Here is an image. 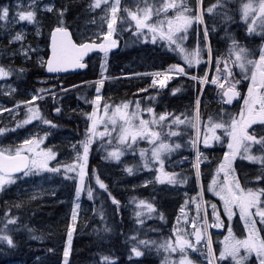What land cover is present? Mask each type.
Segmentation results:
<instances>
[{
  "label": "snow or ice",
  "instance_id": "obj_1",
  "mask_svg": "<svg viewBox=\"0 0 264 264\" xmlns=\"http://www.w3.org/2000/svg\"><path fill=\"white\" fill-rule=\"evenodd\" d=\"M231 24L242 29L240 38ZM221 32L225 51H214L212 36ZM0 33L6 38L0 43V90L12 100L11 106L0 103V114L9 117L0 127V196L16 187L12 201H0V252L35 242L47 254L60 252L56 264H72L74 234L89 211L97 243H111L116 226L109 222L106 201L111 202L112 217L120 216L123 207L101 178L99 164L105 163L129 176L146 171L143 187L166 185L177 193L183 185L191 183L192 188L183 191L174 222L160 211L155 196L130 197L135 227L119 232L125 250L119 256L99 254L97 264H143L151 254L159 264H264V0H15L0 4ZM125 36V47L150 42L178 61L153 71L121 69L114 76L111 57ZM190 37L194 43L186 44ZM93 57L99 64L96 79L65 85L60 74L88 69ZM33 70L37 82L47 86L22 89L19 82ZM174 77H188L195 99L183 112L169 111L166 105L157 111V96ZM121 79L150 82L134 85L131 97L117 101L105 96L106 83ZM81 86L94 90L91 98L77 95L91 110L78 104L66 113L63 97L79 93ZM207 88L214 96L206 102ZM180 91L172 88L169 94ZM21 93L23 98H17ZM44 107L57 117L83 121V131L68 141L66 154L45 143L60 124ZM39 125L47 128L3 143L18 129ZM215 145L221 146V154L209 155ZM173 154L180 159L170 163ZM127 155L133 163L123 159ZM238 159L249 162L252 170L238 168ZM182 165L187 169L174 170ZM53 181L56 187H44ZM65 188L70 212L57 245L56 233L37 229L25 213L35 215L31 203ZM206 193L215 202L206 200ZM83 197L92 202L90 209L82 207ZM153 217L171 225L166 236L148 235L158 228L144 231L145 221ZM212 229H223L222 239L214 241ZM35 261L45 264L39 255Z\"/></svg>",
  "mask_w": 264,
  "mask_h": 264
},
{
  "label": "trees",
  "instance_id": "obj_2",
  "mask_svg": "<svg viewBox=\"0 0 264 264\" xmlns=\"http://www.w3.org/2000/svg\"><path fill=\"white\" fill-rule=\"evenodd\" d=\"M207 2L208 0H206V3ZM230 28L232 32L237 36V38L241 37L242 29L238 27V24H231ZM222 35L223 33L221 32L219 35L214 34L212 36L214 51H225L226 45L225 41L221 39ZM126 39H128L127 36H125L124 39L120 41V50L116 53L115 56L111 57L109 71L114 76H120L121 69H135L136 71L141 72L153 71L159 68L162 64L166 67L167 64L175 63L178 61V58L175 56V54H165L164 49H161L158 46H154L150 42L147 44L130 43L127 47H125L124 41ZM191 43H194L192 37H190L189 41H186V44ZM93 65H95V67H93ZM202 70L203 69H201V71ZM213 70L214 69L211 68V71ZM34 71L35 70H33L28 75L26 80L19 82V84L30 87L38 86V84L31 79V77L37 78V75L33 74ZM98 73L99 64L97 59L95 62H92L91 60L89 68L85 71L77 73L75 75H69L68 77H61V79L64 81L65 85L80 84L81 81L95 80ZM147 83H149V81H132V83L130 84L127 80L121 79L120 81L107 82L103 91L106 96H110L118 101L126 94L131 97L132 94L136 93V87L134 85L139 84L141 86H145ZM172 88H180L181 91L176 93L175 96H172L169 94ZM92 92H94L93 89H88L81 86L79 89V93H77L76 91H72L66 94L63 97V106L66 105L64 106L65 112L71 114L68 106L75 104L76 101L80 102L83 107H87L86 105H84L82 100H77V95H89ZM139 95L143 97L145 94L139 93ZM154 95H156V93ZM195 95L196 92L194 84L189 81L188 77H174L171 81H169L168 87L161 90V95L157 96L156 110L161 111L163 110V106L166 105L169 111L176 110L177 112H183L185 111L186 107L190 105V102L195 99ZM212 96H214V92L211 88H207L204 95V100L207 102L212 98ZM49 103H51V101H49ZM44 110L45 114L48 115L49 118L59 122L65 128L67 127L69 129H73L77 133L80 132L81 128H83V121L78 120L75 116H73L72 119H68L67 116L57 117L56 114L52 113L49 108L44 107ZM182 155L187 156V150H183ZM123 159L126 162L129 161L128 159H125V157ZM179 159L180 157L178 155L173 154L170 159V163H175ZM98 162L99 156H96L95 159H93L92 163L96 165L98 164ZM181 167L187 169L188 166L182 165L180 167H176L174 170L179 172L181 170ZM99 170L102 173L101 178L104 179L105 183L109 185L113 195L116 196L117 199L121 200L123 211L120 216L112 217L111 202L106 201L108 205L107 212L109 216V222L115 223L116 232L111 239V243L106 242L104 245H99L97 243L96 235L92 231V225L95 224V221L91 219L92 213H88L85 221L78 226L79 230L74 234V251L70 257V259L72 260V264H97V262L99 261V254H107L109 251H111L115 255L119 256L124 252V237L120 236L119 232L121 231V229L124 232H129L131 228L135 227V218L133 215V209L135 208V205L128 204L130 197L135 196L137 198L148 199L150 195L155 196L156 203L160 211L164 212L165 216L171 220L175 216V207L179 202H182L183 195L178 194L176 191H170L168 189L163 190L161 185H155V187L151 185L148 187L141 186L135 189L128 187L126 184L131 180V176L123 173L120 168L114 165L100 163ZM204 180L206 181V179ZM183 188H188L187 191H191V183L188 185H184V187H182L181 189ZM206 200H208V197H206ZM0 201L2 200L0 199ZM96 202L97 205H99L101 203V200H97ZM0 203V209H4L3 203ZM29 208L35 211V215H31V212L26 211L25 219H28L30 217L32 224L35 225L37 223V218L45 214L46 211L51 210L52 206L41 207L29 205ZM168 226L169 224H164L159 220L158 217H153L145 221L144 231H147L149 228L160 229L159 232H148V235L155 239L160 236H166L168 233ZM37 248H39L40 251H34V249ZM44 252V246L38 243H21L20 247L17 250L0 252V257L3 259H18L24 262V264H37L34 259L35 255L41 256L45 261V264H56L57 260L60 258V254H45ZM174 257L176 258V254H174ZM144 261L146 262V264H159V258L154 254L146 256L144 258Z\"/></svg>",
  "mask_w": 264,
  "mask_h": 264
},
{
  "label": "rangeland",
  "instance_id": "obj_3",
  "mask_svg": "<svg viewBox=\"0 0 264 264\" xmlns=\"http://www.w3.org/2000/svg\"><path fill=\"white\" fill-rule=\"evenodd\" d=\"M14 2H15V0H0V4H10V3H14ZM24 2H26V0H24ZM17 27H19V26H17ZM3 42H6V38L3 36L2 33H0V43H3ZM97 59H98L97 57H93L92 62H95ZM17 64H19V60H17ZM205 68H208V66L206 65ZM209 71L211 72V68H209ZM33 74L38 75L36 71H34ZM60 77H68V76H60ZM31 79L34 82H36L38 84V86L30 87V86L20 85V84H19V86L22 89H32V88H39V87H46L47 86V85L39 84L37 82V78H32L31 77ZM13 82H14V78L9 79V81H8V83H13ZM0 83H4V82L0 81ZM149 93L152 94V95L155 94L154 92H152L151 89H149ZM17 98H23V93H21V96H19ZM89 98H91V94H89ZM0 103L5 104L6 106H11L10 103H12V100H10L9 98H7V97H5L3 95V90H0ZM76 103L72 104V105H69L68 109L76 108L78 103H79L80 107H83L80 104V102L76 101ZM64 106H66V105H64ZM86 108L89 111L91 110L90 107H88V106ZM44 112H45V110H44ZM21 115H22V113H21ZM145 116H147V114H145ZM8 122H9L8 115L6 113L5 114H0V127H4L5 124L8 123ZM54 122H57V121L54 120ZM57 123H59V122H57ZM33 124H36V122L34 121ZM44 128H47V126H43V125H39L38 127L25 126V128L18 129L16 133H14L12 135H9L6 140H3V143H8L10 140L15 139V138H22V137L26 136L29 131H31V132H41V129H44ZM82 131H83V128H81L80 132H82ZM72 137H77V132L75 130H73V129H69L67 127L65 128V127H63L60 124L59 128L52 129L51 135L47 138L45 143L49 144V145H54V146L59 147L66 154L68 152V150H69L67 148V143H68L69 140H71ZM140 146L141 147H145L146 143L145 142H141ZM220 148H221L220 145H215L216 151L214 153H209V155H220L221 154ZM125 159L129 160L128 163H133L134 162L133 161V157L131 155H128L127 157H125ZM137 159H138V155H137ZM236 165L238 167H240V166L250 167L249 166V162L242 161V160H239V159L236 161ZM166 170H172V169L171 168L170 169L167 168ZM145 178H148V174H147L146 171L138 172L135 175L131 176V180L128 181L126 185L128 187H130V188H132V185H134V184L137 185V187H141V181L143 179H145ZM207 179H210V177H208ZM31 183H32V181H28V184H31ZM202 183H204L206 185L207 181H205L202 178ZM158 186H160V185H158ZM161 186H162L163 190H167V189L171 188V186H166V185H161ZM22 187H23V185H22ZM44 187L46 189L47 188L56 187V181H53L52 184H46ZM182 187H184V185L181 186V188ZM191 187H192V184H191ZM187 190H188V188H183V189H181V191L178 194L183 195V191H187ZM15 192H16V187L14 186V187H12L9 190L8 193L4 194L3 196H0V199L2 201H4V200L12 201L14 199V193ZM191 194L194 195V193H191ZM206 197H208V200H212L213 202H215V200L217 199V198L213 197L211 195V193H206L205 199H206ZM82 201H83L82 207L85 208V209H90V206H91L92 202L88 201L86 197H83ZM180 203H182V202H179L177 204V206L174 209V213L178 212ZM0 205H1V203H0ZM30 205L31 206H41V207L52 206L51 210L46 211L45 214H43V215H41L40 217L37 218V221H36L37 223L34 226L37 229L43 230L45 232H47L48 229L51 228L56 233V240L54 242L57 245H59V243H60V234L64 230V225H65L66 219H67V217L69 215V212H70L68 190L66 188L63 189L62 191L57 189V195L56 196H49V195H47L45 193L38 202H33ZM208 211L211 212V209L209 208ZM90 212L91 211H89V213ZM191 214H194V211ZM85 218H84V221H85ZM174 220H175V216L172 219V221L174 222ZM82 223H80V224H82ZM170 227H171V225L169 224L168 232L170 231ZM241 227H242V225H241ZM210 231H212L213 234H214L213 235L214 241H216L218 239H222L221 233L224 231L223 229H221V230L212 229ZM236 231L239 232V229H236ZM48 246H51V245L49 244ZM56 254H60V252L58 251ZM35 256H37V255H35ZM35 256H34V259H35ZM176 258H178V256H176ZM0 264H24V262H22V261H20L18 259H3V258L0 257ZM143 264H146V262L144 260H143Z\"/></svg>",
  "mask_w": 264,
  "mask_h": 264
},
{
  "label": "water",
  "instance_id": "obj_4",
  "mask_svg": "<svg viewBox=\"0 0 264 264\" xmlns=\"http://www.w3.org/2000/svg\"><path fill=\"white\" fill-rule=\"evenodd\" d=\"M90 55H91V54H90ZM85 70H86V69H85ZM85 70H78V71H76V72H71V73H61L60 76H61V75L69 76V75H72V74H76V73L83 72V71H85Z\"/></svg>",
  "mask_w": 264,
  "mask_h": 264
},
{
  "label": "flooded vegetation",
  "instance_id": "obj_5",
  "mask_svg": "<svg viewBox=\"0 0 264 264\" xmlns=\"http://www.w3.org/2000/svg\"><path fill=\"white\" fill-rule=\"evenodd\" d=\"M239 168V167H238ZM245 171H251L252 169L250 167H244ZM240 175H243V173H239ZM207 181V180H206Z\"/></svg>",
  "mask_w": 264,
  "mask_h": 264
},
{
  "label": "bare ground",
  "instance_id": "obj_6",
  "mask_svg": "<svg viewBox=\"0 0 264 264\" xmlns=\"http://www.w3.org/2000/svg\"><path fill=\"white\" fill-rule=\"evenodd\" d=\"M81 73V72H80ZM72 75H75V74H72ZM90 81V80H89Z\"/></svg>",
  "mask_w": 264,
  "mask_h": 264
}]
</instances>
